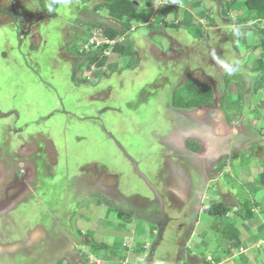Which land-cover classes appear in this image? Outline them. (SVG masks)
I'll return each instance as SVG.
<instances>
[{
    "label": "rangeland",
    "instance_id": "obj_1",
    "mask_svg": "<svg viewBox=\"0 0 264 264\" xmlns=\"http://www.w3.org/2000/svg\"><path fill=\"white\" fill-rule=\"evenodd\" d=\"M222 1L133 0L141 19L123 22V30L106 11H95L97 2L0 0V264H145L146 257L136 251L152 244L154 237L146 234L147 223L133 218L131 207L138 204L128 198L136 187L131 181L143 177L133 175L129 162L142 161L157 148L144 137L149 138L151 129L161 134L173 129L169 107L186 79L207 82L214 102L211 108L173 111L187 115L185 126L196 124L203 134L195 158L201 164L208 161L205 178H211L199 200L196 226L187 237L182 235L191 259L180 264H204L215 255L223 259L227 248L230 253L221 264H264V189L255 183L264 170V95L261 90L252 94V89L264 90V71L250 72L257 60L264 63V52L257 46L256 29L238 22L249 19L244 0L231 4L229 20L221 11L230 0ZM169 6L177 7V18L170 16L163 25ZM35 11L43 18L37 19ZM185 11L192 17L187 28ZM30 20L37 23L35 36L29 48L23 38L19 54L15 25L22 32ZM112 24L121 32L118 43L137 47L135 62L129 67L124 57L112 54L101 72L95 66L88 75L89 85L97 88H70L67 74L60 71L61 63L70 65L65 54L72 58L80 48L85 61ZM176 24L177 29L171 28ZM229 30L237 60H232L229 45L225 55L218 47L211 49L212 42L200 44V52L192 46L204 34L216 41ZM195 61L201 70L190 69ZM96 75L100 79L94 82ZM73 84H79L77 77ZM105 130L114 140H126L128 160L119 149L122 156L115 153ZM177 138L182 146L186 132ZM173 164L182 169L186 162ZM136 166L140 175L142 167L139 162ZM209 169L212 175H206ZM183 178L176 173L173 180L180 184ZM217 199L231 212L214 220L207 209ZM245 204L253 212L249 222L235 215ZM115 209L129 212V217L118 220ZM226 223L238 231L239 246L227 234ZM100 244L107 245L100 250L104 254L90 251ZM169 248L165 238L159 247L162 264H175L165 250Z\"/></svg>",
    "mask_w": 264,
    "mask_h": 264
},
{
    "label": "flooded vegetation",
    "instance_id": "obj_2",
    "mask_svg": "<svg viewBox=\"0 0 264 264\" xmlns=\"http://www.w3.org/2000/svg\"><path fill=\"white\" fill-rule=\"evenodd\" d=\"M37 15H38L37 19L43 18L41 17L40 13H38ZM45 18H51V17H45ZM32 20L29 21L27 29L22 30V32L19 31V29H17L18 26L15 25L16 35L13 34V39L19 54H21V49H24L22 45L23 38L27 41V47L29 48L30 45L28 42L32 40V38L35 36L32 33V30H34L33 27L37 23H35ZM39 21L40 20H38V22ZM229 32L230 30L228 31V34L224 36L223 39L221 40L218 39L216 41L212 40V38L214 39L213 35L206 37V35L204 34L202 38L194 41L196 43L198 41V45L195 46V44H193L192 46H194L193 48H197L195 49L198 50L197 52H200V48H203L202 47L203 44L212 42L213 47L211 45H209V47H211V49L214 47H218V50L224 53L225 55L226 52L225 46L229 45V47H231V51L236 54V52L233 50L232 47L233 40L231 39L232 37L231 35H229ZM20 34H22L21 37H18ZM190 40L192 41V39ZM191 44L192 43H190V45ZM200 44L202 45L200 46ZM132 48L134 49L135 47L132 45ZM77 50L79 55L73 56L72 58L66 56L70 61L68 62L70 63V65L68 66L63 65V63H61L60 65L62 66V68H60V71L67 74L68 80L66 81V83H68V85L72 89H78L80 87L82 88L92 87V86H94V88H97L94 85L95 83L93 85L92 84L89 85V82H86L82 76L81 77L78 76V74H81V72L78 71V69L81 71V69L78 66H80L84 62L81 61V57L86 53L83 54V52L80 51V48ZM58 51L59 48L57 49V52ZM29 53L34 54L36 52L31 51ZM193 54H196V52L194 51ZM55 58L57 59L56 62H59L58 56ZM185 58H186L185 61L187 62L188 61L187 56ZM71 63L73 64L72 69L70 68ZM79 63L81 64L78 65ZM193 64H195V62ZM193 64L190 65L191 70L196 69L195 67L192 68ZM197 65L198 64L196 63V66ZM60 66L58 65L56 68H54V70L55 71L59 70ZM75 77H77L79 83L76 86V88L73 87L74 86L73 80ZM98 79H100V76L96 75L94 82H96ZM186 80L184 82H186ZM211 89L213 91V87H211ZM103 90L104 89H102V91ZM103 94H108V93L107 91H103ZM169 108H170L169 110H171L172 112L170 117H172L173 120L175 119L174 120L175 122L172 125L173 129L167 134H163V133L161 134L158 133L156 130L151 129L149 138L146 137V135L145 136L143 135L147 141L151 139L152 140L151 144H153V146L156 145L157 148L154 149V151L151 153L149 157H144L142 161H138L140 163V166L142 167L140 171L142 173H140L139 175L136 172V170L138 169L136 166L138 162L136 163L134 161L129 162V166L131 168L133 175L143 177V179L139 178L142 183H140V180H137V182L135 181L136 183L133 182L134 179L131 181V184L133 185L134 183L136 187L133 188L132 192H129L130 196H128V198L132 200L134 205L136 203L138 204V205L136 204L138 208H135L134 206L131 207L132 211L135 212L133 213L134 215L133 218H135V220L138 223L139 222L147 223L148 228L146 230L147 231L146 234L148 236L154 237L151 239L152 244L150 245L148 243L145 244L143 249L144 250L146 249V251L140 254L144 256V258L146 257L147 262L145 261L146 262L145 264H149L148 263L149 261H152L151 264H162V261H160L162 253L160 254L161 250L159 249V247L165 241V238L169 240V244H170V248L165 250L170 256H172L173 259L172 261H174L175 264H180L182 259L186 261L188 260L190 255L188 254L189 252L187 251V249L183 246L184 243L182 242H184V238L182 237V235H186L187 237L190 234L189 229H193L196 226L197 218L199 216L198 211L200 209L199 200L203 194V190L205 189L207 182H210L211 179L209 178L207 180L205 178L204 167L206 162L208 161H205L204 163L202 162L201 164V160L199 159L197 160L195 158V156H198V150H194V148L196 147L198 149L200 148L202 144L201 142L203 140V134L197 129L196 124L185 126L186 123L185 117L187 115L183 114L179 117V114L173 112V111H182V112L190 111L199 108L193 107L189 109H181V108L173 109L172 106H170ZM207 108H211V107H207ZM103 129L104 127H102V130ZM183 132H186V140L181 146V141L177 138V135ZM103 133H105L104 138H109L110 141L112 140L113 145L111 147L116 151L115 153L118 156L120 155L122 156L121 153H123V156L127 157L128 160L129 157L127 156L128 155L127 150H125V148L123 147L126 140L125 139L114 140V138L111 135V132L107 130H105ZM191 143L194 144L195 146L192 147ZM129 144H131L130 141L128 143V148L131 149ZM135 148H137V145ZM118 149L119 151H121V153L118 151ZM140 159L142 158H139L138 160ZM183 160H185L186 164L184 165V167H182V169H179L178 166H175L173 164L174 162L176 165H178L180 161ZM176 173L184 177L183 179L180 180L182 182L180 184H177L176 180H173ZM209 173L212 175L213 170L211 169L210 171H208L206 175H208ZM129 214L130 213L128 212L127 215ZM152 225H154L155 229L151 228ZM180 233L181 235L179 236L178 234ZM174 234L176 235V237L174 236ZM170 237H173V239H171ZM86 259L88 260V256ZM208 260L209 259L207 260L205 259V262Z\"/></svg>",
    "mask_w": 264,
    "mask_h": 264
},
{
    "label": "trees",
    "instance_id": "obj_3",
    "mask_svg": "<svg viewBox=\"0 0 264 264\" xmlns=\"http://www.w3.org/2000/svg\"><path fill=\"white\" fill-rule=\"evenodd\" d=\"M87 3H96L94 6L95 11H106L108 17L112 22H116L118 26H120L123 30H127V27L123 24V22H138L141 19V13L137 5L133 2V0H85ZM218 1V0H214ZM236 0H230L229 2L225 3L224 6L226 7V10L221 11V16L226 17L230 12L231 4H234ZM244 6H245V14L249 16V19H243L242 21H238L240 23H245L248 25H251L253 29H256L257 33L259 34L260 38L258 40L257 46L264 52V28H260L259 25L264 22V0H244ZM165 17L161 18V23L163 25H167V20L171 16L172 19L177 18V7L175 6H169L165 10ZM169 15V16H168ZM168 16V18H167ZM184 17L186 18V28L192 25L191 22V15L185 11ZM253 19H252V18ZM166 19V20H165ZM121 24V25H120ZM169 25V24H168ZM172 25V24H170ZM179 25L176 24L175 26L171 28H176ZM102 36L110 41H114L118 39L121 36V32L117 30L116 28H106L102 31ZM105 51H110L111 54L124 57L127 66H131L130 62H135V54L133 51L132 46L129 45V47L122 43L114 44L113 46L110 45H102L101 47H98L93 50L92 53H89L87 58H85V61L83 64L90 67L92 64H95L99 72L102 71L104 66L106 65L107 57L104 55ZM135 59L132 61V59ZM133 62V63H134ZM258 64V65H257ZM257 66L253 69L254 72H262L264 71V63L260 59L257 60ZM100 74V73H99ZM262 76H260L261 78ZM228 78L224 79L225 87L229 84ZM259 89L254 90V93H256ZM241 96V95H238ZM175 99H178L177 101H173L172 106L178 107L181 109H189L193 107H212L213 106V91L210 87V85L207 82H199L194 80H187L181 89H179L178 96H173ZM173 98V99H174ZM226 98V95H223L220 97L221 104H223V100ZM239 99V98H238ZM194 150H198V148H194ZM255 183L258 184L261 188L264 189V170L258 175V178L255 180ZM255 207H258L256 204H254ZM231 212L230 207H228L225 203H223L220 200H216L215 203H212L209 208L207 209V214L212 217L214 220L217 218H223L228 213ZM115 216L118 220H125L129 217L126 213L115 209L114 210ZM235 215L238 216L243 222H249L253 218V212L249 208L248 204L242 205L238 212H235ZM226 231L227 234L232 238L235 239V246L240 245V241L238 239L239 234L236 228L233 226L234 224H228L226 223ZM225 225V224H224ZM223 234V233H222ZM94 242V241H93ZM107 245L100 244L97 247H89L90 251L94 252L95 254L101 255L104 254L100 252V250L106 249ZM89 251V252H90ZM138 254H141L144 252V249H140L136 251ZM230 253V250L227 248L226 251H224V258L221 259L217 258L215 255L211 258V261L219 263L224 261L226 258H228V255ZM117 256H121V253L119 252ZM104 257V255H103ZM122 258V256L120 257ZM62 264V263H58ZM68 264V263H65ZM204 264H212L209 261H206ZM240 264H248V263H240Z\"/></svg>",
    "mask_w": 264,
    "mask_h": 264
},
{
    "label": "built area",
    "instance_id": "obj_4",
    "mask_svg": "<svg viewBox=\"0 0 264 264\" xmlns=\"http://www.w3.org/2000/svg\"><path fill=\"white\" fill-rule=\"evenodd\" d=\"M103 40H104V41H103L102 43L97 44L96 47H95V46H94V47L97 48L98 46L103 45V44L113 45V44L115 43L114 41H110V40H108V39H106V38H104ZM89 44H90L91 46H93V45L95 44V42L91 41ZM85 48H87V47L85 46ZM87 52H89V48H88V51H87ZM107 54H108V53H107ZM94 68H95L94 66L91 67L92 70H93ZM91 69H90V71H89L86 67H82V68H81V71H82V77H83V78H87V79H89V76H88V75H90V74L93 73ZM90 72H92V73H90Z\"/></svg>",
    "mask_w": 264,
    "mask_h": 264
},
{
    "label": "crops",
    "instance_id": "obj_5",
    "mask_svg": "<svg viewBox=\"0 0 264 264\" xmlns=\"http://www.w3.org/2000/svg\"><path fill=\"white\" fill-rule=\"evenodd\" d=\"M36 12V14H37V12L38 11H35ZM42 16V15H41ZM44 16V15H43ZM227 20H229L228 18H226ZM113 26H114V28H118V27H116L114 24H112ZM214 29H212L211 31H213ZM151 41V40H150ZM135 47V49H137V47L136 46H134ZM156 48H158L157 46H155ZM158 51H161V49L160 48H158ZM234 53V52H233ZM65 56H67L66 54H65ZM238 59V57H237V54H235L234 53V58H232V60H237ZM193 67H195V68H199V70H201L202 68L201 67H199L198 65L196 66V61H195V64H193V66H192V68ZM251 73H254V71H250ZM200 82V81H199ZM202 82H205V81H202ZM185 83V82H184ZM184 85V84H183ZM182 86V85H181ZM255 89H258V88H255ZM253 90V91H252ZM251 91H252V94H254V89H252ZM261 90V92H262V95L261 96H263L264 95V90L263 89H259L256 93H259V91ZM256 93H255V95H256ZM261 101H263L264 99H260ZM259 105H262L261 103L259 104ZM249 106V105H248ZM250 109H252V107L250 106L249 107ZM263 110H264V108H263ZM205 188H206V186H205ZM205 190V189H204ZM110 244V243H109ZM190 258V257H189ZM212 258V256L210 257V259ZM191 259V258H190ZM209 259V260H210ZM204 263H205V260H204ZM193 264H194V262H193ZM217 264H221V263H217Z\"/></svg>",
    "mask_w": 264,
    "mask_h": 264
},
{
    "label": "clouds",
    "instance_id": "obj_6",
    "mask_svg": "<svg viewBox=\"0 0 264 264\" xmlns=\"http://www.w3.org/2000/svg\"><path fill=\"white\" fill-rule=\"evenodd\" d=\"M225 18H228V19H229L228 16L225 17ZM246 25H248V24H246ZM249 26H251V25H249ZM239 32H240V31H239ZM203 36H204V35H203ZM203 36H202V37H203ZM198 39H200V38H198ZM114 42H115L114 44H117V43H118V42H117V39L114 40ZM114 44H113V45H114ZM103 45H108V44H103ZM113 45H110V46H113ZM85 46H86V45H85ZM93 46H94V45H93ZM101 46H102V45H100V46H98V47H101ZM98 47H97V48H98ZM94 49H96V48L94 47ZM107 53H108V54H107ZM104 55H105L106 57H109V56H111L112 54H111L110 51H105V52H104ZM92 66L95 67L96 65H95V64H92L90 67H88L87 65H85V64L82 63V64L79 66V68L81 69L82 67H86V68L90 71V69H91ZM104 68H105V66H104ZM104 68H103V69H104ZM94 69H95V68H94ZM96 70H98V69L96 68ZM78 71L81 72L80 76H82V71H80L79 69H78ZM84 80H85L86 82H88V79H87V78H84ZM186 81H187V80H186ZM213 100H214V94H213ZM205 107H206V106H205ZM196 108H198V107H196ZM199 108H204V107H199ZM203 208H204V207H203ZM210 260H211V259H210ZM212 264H214V262H212Z\"/></svg>",
    "mask_w": 264,
    "mask_h": 264
}]
</instances>
